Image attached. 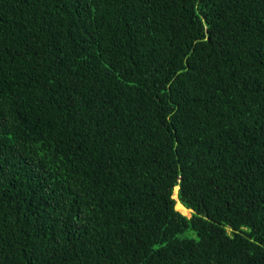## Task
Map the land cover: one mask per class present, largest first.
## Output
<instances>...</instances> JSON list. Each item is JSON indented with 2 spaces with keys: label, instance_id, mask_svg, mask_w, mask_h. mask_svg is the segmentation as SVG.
Segmentation results:
<instances>
[{
  "label": "trees",
  "instance_id": "obj_1",
  "mask_svg": "<svg viewBox=\"0 0 264 264\" xmlns=\"http://www.w3.org/2000/svg\"><path fill=\"white\" fill-rule=\"evenodd\" d=\"M0 264H264V0H0Z\"/></svg>",
  "mask_w": 264,
  "mask_h": 264
},
{
  "label": "rangeland",
  "instance_id": "obj_2",
  "mask_svg": "<svg viewBox=\"0 0 264 264\" xmlns=\"http://www.w3.org/2000/svg\"><path fill=\"white\" fill-rule=\"evenodd\" d=\"M174 196L176 197V193H175V191H174ZM177 205H178V202H177V204H176V209H177V210H179L181 213H183V214L186 215V216H189V215H190V210H189V211L186 210V211L183 212L182 210L179 209V207H178ZM177 207H178V208H177ZM185 209H186V208H185Z\"/></svg>",
  "mask_w": 264,
  "mask_h": 264
},
{
  "label": "bare ground",
  "instance_id": "obj_3",
  "mask_svg": "<svg viewBox=\"0 0 264 264\" xmlns=\"http://www.w3.org/2000/svg\"><path fill=\"white\" fill-rule=\"evenodd\" d=\"M177 190H178V188L175 190V193H177ZM174 197H175V196H174ZM177 206H178L179 209L182 210L183 212L186 211V210L189 211L188 209H185V208H184L179 202H178V205H177ZM178 207H177V208H178Z\"/></svg>",
  "mask_w": 264,
  "mask_h": 264
}]
</instances>
